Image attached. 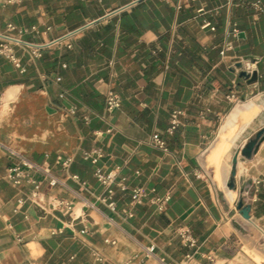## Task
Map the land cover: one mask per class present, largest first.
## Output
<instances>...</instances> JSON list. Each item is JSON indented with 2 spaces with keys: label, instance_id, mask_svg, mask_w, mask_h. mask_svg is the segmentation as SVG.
I'll return each mask as SVG.
<instances>
[{
  "label": "crops",
  "instance_id": "0c3cea01",
  "mask_svg": "<svg viewBox=\"0 0 264 264\" xmlns=\"http://www.w3.org/2000/svg\"><path fill=\"white\" fill-rule=\"evenodd\" d=\"M250 1L0 0V44L20 64L0 53V264H264V142L237 164L249 219L227 186L235 151L264 127V9ZM245 59L252 84L239 76ZM109 89L121 99L112 111ZM1 144L33 164L17 186L4 177L17 157ZM97 168L117 169L114 211ZM32 180L44 208L26 197ZM133 187L146 189L141 203ZM164 195L158 211L151 197Z\"/></svg>",
  "mask_w": 264,
  "mask_h": 264
},
{
  "label": "built area",
  "instance_id": "2783aa9c",
  "mask_svg": "<svg viewBox=\"0 0 264 264\" xmlns=\"http://www.w3.org/2000/svg\"><path fill=\"white\" fill-rule=\"evenodd\" d=\"M6 1L7 2H17V1H21V0H6ZM248 6L255 9L256 11H261L262 9H264V4H262V0H252L248 3ZM199 11H202V9H199ZM201 28H209L212 31L215 29V27L211 24V22L207 21V20L203 21V23L201 24ZM231 33L234 35H237V33H238V29H237L235 24H233V26H232ZM231 48H232L231 42L227 41L224 43L223 48L221 49L220 53L224 54L226 50H229ZM0 53L7 55L8 58L11 61H13V63L17 67L20 66L18 58L14 56V54L11 50V47L9 46L8 43H1L0 44ZM31 54L34 56H38L39 52L37 49H34L31 51ZM239 68L241 70L251 72L255 68V61H249L246 59H245V61H240ZM226 98H227V100H229L231 102H234L237 100V97H236L234 92H231L228 95H226ZM120 104H121V99H120L119 95L115 91H113L112 89H109L105 94V107H106V109L108 111H112L114 109H117L120 106ZM69 113L74 114L75 109L74 108L69 109ZM181 113L182 112L179 110L172 111V113L170 115L169 126L166 130L168 133H172L176 129V127L178 126V124H179L178 116ZM151 142L153 145L162 149L163 151H167L165 141L160 137L159 133H154L151 136ZM1 147L9 155H11V156L14 155L15 157H17V161L12 163L7 168L5 175H4L5 179L14 186H17L20 183H22V181L24 179H29V172L33 168V164L28 159H26L25 157L17 154L10 145L1 144ZM100 155H101V153L98 151L97 153H95V155H94V153H86L84 157L90 158L93 162H95L97 157ZM71 162H72V157H70V156H68L64 159H61L62 169L67 171ZM94 174H95L96 179L101 183V185H103L104 187L107 188L108 197H109V201L107 202V206L112 211H114L116 205H115V201L112 199L113 190L110 188V186L116 180L117 169H112L110 171H103L102 169L97 168L95 170ZM197 176H200V173H197ZM72 178L77 180L76 175H72ZM123 180H124V178L120 179L119 185H120L121 189L124 190V189H126V186L123 184ZM56 182H57V180L53 177L48 180V184L51 186L55 185ZM32 183H33L32 189L29 191V193L27 194L26 197L35 206L40 207V208H44V199H43L41 192H40V184L38 181H35V180H32ZM255 184L256 185H259V184L264 185V179L256 180ZM151 191H154V189H152ZM146 195H147V191L144 187H133L130 190L131 203H133V204L134 203H141L143 198ZM239 196L244 201V198H245L244 191H239ZM168 200H169V195H164L162 197H160V196H152L151 197V202L153 204H155L158 211H163L166 208ZM18 201L20 203H22L24 201V199L18 198ZM57 205H63L68 210L71 209V203L68 201L59 200ZM180 236L184 242H188L190 244L195 243V239H193L190 236L188 230H181ZM18 240L20 241L21 239L18 238ZM30 264H38V263L33 262Z\"/></svg>",
  "mask_w": 264,
  "mask_h": 264
},
{
  "label": "water",
  "instance_id": "95a60500",
  "mask_svg": "<svg viewBox=\"0 0 264 264\" xmlns=\"http://www.w3.org/2000/svg\"><path fill=\"white\" fill-rule=\"evenodd\" d=\"M239 76L243 78L248 84L256 82L258 77L256 71L248 72L245 70H241ZM262 142H264V127L258 130L255 133L254 137L250 138L244 145L238 148L232 157L231 171L227 186L229 189L234 191V195L237 199L236 209L240 212L244 219L250 218L249 212L251 210V205L245 203L243 199L239 196L237 185L235 183L237 174V164L239 159L251 160L257 154Z\"/></svg>",
  "mask_w": 264,
  "mask_h": 264
}]
</instances>
